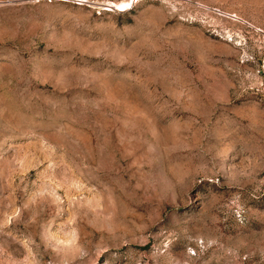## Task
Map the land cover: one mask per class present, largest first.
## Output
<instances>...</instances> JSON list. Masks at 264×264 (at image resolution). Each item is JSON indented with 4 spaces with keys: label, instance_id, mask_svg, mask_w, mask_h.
I'll return each instance as SVG.
<instances>
[{
    "label": "rangeland",
    "instance_id": "obj_1",
    "mask_svg": "<svg viewBox=\"0 0 264 264\" xmlns=\"http://www.w3.org/2000/svg\"><path fill=\"white\" fill-rule=\"evenodd\" d=\"M0 264H264V0H0Z\"/></svg>",
    "mask_w": 264,
    "mask_h": 264
}]
</instances>
